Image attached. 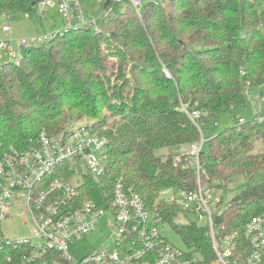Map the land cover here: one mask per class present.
I'll list each match as a JSON object with an SVG mask.
<instances>
[{
    "label": "trees",
    "instance_id": "trees-1",
    "mask_svg": "<svg viewBox=\"0 0 264 264\" xmlns=\"http://www.w3.org/2000/svg\"><path fill=\"white\" fill-rule=\"evenodd\" d=\"M40 1L0 0V17L30 12ZM168 4H144L137 15L127 4L116 12L110 0L98 33H56L48 43L28 48L19 66L0 65V150H24L41 134H59L76 120L91 119L107 142L105 173L99 182L84 179L78 203L111 196L120 180L142 199L150 227L161 232L171 226L208 264L214 254L206 229L190 221L178 224L185 212L161 193L197 187L194 170L174 163L201 137L182 106L199 113L202 183L222 190L233 175L264 171V153L252 154V142H264V121L246 119L204 134L210 121L245 105L248 89L264 86V0ZM63 168L69 180L72 173ZM263 209L264 182H257L220 206L214 219L225 233L240 236Z\"/></svg>",
    "mask_w": 264,
    "mask_h": 264
},
{
    "label": "built area",
    "instance_id": "built-area-1",
    "mask_svg": "<svg viewBox=\"0 0 264 264\" xmlns=\"http://www.w3.org/2000/svg\"><path fill=\"white\" fill-rule=\"evenodd\" d=\"M126 1L140 15L143 4L140 0H114L115 4ZM169 0H158L163 7ZM41 7L57 5L64 26L57 33L84 28L98 33L99 22L106 17L103 12L99 20L90 18L77 0H42ZM4 33H10L3 26ZM56 34V33H55ZM54 34V35H55ZM52 35V37L54 36ZM51 37V38H52ZM40 39L37 43H48ZM11 40H0V51L14 57ZM18 45L26 49L37 46L27 39ZM15 66L20 59L13 58ZM264 100H256L254 119L264 121ZM201 134L184 157H176L175 166L193 169L197 176V187L182 193L176 203L185 214H195L198 224L204 223L214 258L208 264H264V209L250 218L242 227L241 235L225 233L215 222L220 213L223 197L220 190L201 182V152L205 143L199 113L189 112L182 106ZM246 120L240 118L239 123ZM93 123H74L65 131L55 135L41 134L36 144L24 149L0 150V225L10 218V210L22 203L27 220L32 224L31 238L8 240L0 230V264H206L195 252L182 251L169 244L156 227L148 225L149 213L142 199L120 180L112 188V195L103 194L99 200L79 204L77 188L90 178L95 182L105 173V151L107 142L92 127ZM68 166L72 177L63 178L64 166ZM86 170L83 172L82 170ZM76 176L81 183L74 185ZM102 218L114 234L113 249L103 250L78 260L72 245L76 239L93 233ZM38 241V246L31 244Z\"/></svg>",
    "mask_w": 264,
    "mask_h": 264
},
{
    "label": "rangeland",
    "instance_id": "rangeland-1",
    "mask_svg": "<svg viewBox=\"0 0 264 264\" xmlns=\"http://www.w3.org/2000/svg\"><path fill=\"white\" fill-rule=\"evenodd\" d=\"M81 5L84 12L92 19L99 20L103 14L104 3L107 0H77ZM114 1V0H111ZM142 4L150 2L157 3L158 0H140ZM126 7V1L116 4L114 9L116 12L121 13ZM164 9L169 8L168 2L163 6ZM23 12H18L13 15L0 17V40H11L12 47L14 48V57L4 55L3 51H0V65L6 62L12 61L13 58L21 59L26 52V48L19 46L18 41L20 39H27L29 42L33 40L34 45H39L37 40H48L55 33L61 31L64 26V21L58 12L57 5L52 7H41L39 4L33 7L32 11L27 12L28 18H25ZM8 26L10 33L6 35L2 34L1 27ZM165 74L169 76L166 71ZM245 105L235 106L228 112L223 113L218 119L212 120L208 123V128L204 129V134L208 131L213 133L221 132L226 128L232 127L237 124L239 119H252L256 108L252 106L256 100H264V86H257L245 93L244 96ZM258 105V104H257ZM260 110H264L262 105H258ZM93 123L89 118H81L74 123ZM72 123L71 125H73ZM67 127H70L67 125ZM252 154L264 153V142L261 140H254ZM162 156L168 154L167 150H160ZM86 172V170H82ZM82 176H76L73 180V184L81 183ZM257 182H264V171L251 174L249 177L243 174H236L230 177L227 185L220 190L218 196L223 197V205L228 204L236 195L242 193L248 185L255 184ZM181 196L174 189H168L161 193V199L166 202H171L173 199H179ZM107 218H102L98 224L97 229L88 235H85L79 239H76L72 245V252L74 256L80 260L84 257L93 255L96 252L113 249L114 234L105 223ZM27 220L25 210L22 203L17 204L10 210V218L0 225V230L4 238L8 240H21L24 238H31L32 224L28 222L26 225L24 222ZM194 222L195 224L203 227L204 223L198 224V220L195 214H185L179 216L177 223L185 224L186 222ZM163 238L174 247L181 249L182 251L191 252L183 243L180 235H178L174 229L165 225L162 229ZM31 244L38 246V241L31 239Z\"/></svg>",
    "mask_w": 264,
    "mask_h": 264
},
{
    "label": "crops",
    "instance_id": "crops-1",
    "mask_svg": "<svg viewBox=\"0 0 264 264\" xmlns=\"http://www.w3.org/2000/svg\"><path fill=\"white\" fill-rule=\"evenodd\" d=\"M29 16H28V14L26 13L25 14V18H28ZM1 31H2V27H1ZM2 34H4V35H6V37H7V34H9V33H4L3 31L1 32ZM13 50H14V48H13ZM2 56L0 55V58H1Z\"/></svg>",
    "mask_w": 264,
    "mask_h": 264
},
{
    "label": "water",
    "instance_id": "water-1",
    "mask_svg": "<svg viewBox=\"0 0 264 264\" xmlns=\"http://www.w3.org/2000/svg\"><path fill=\"white\" fill-rule=\"evenodd\" d=\"M110 4V0H107L104 6H107Z\"/></svg>",
    "mask_w": 264,
    "mask_h": 264
}]
</instances>
